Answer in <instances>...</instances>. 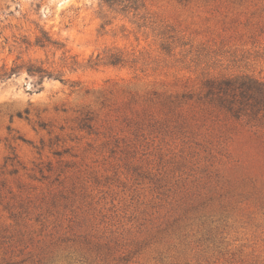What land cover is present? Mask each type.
Returning a JSON list of instances; mask_svg holds the SVG:
<instances>
[{
    "label": "rangeland",
    "instance_id": "rangeland-1",
    "mask_svg": "<svg viewBox=\"0 0 264 264\" xmlns=\"http://www.w3.org/2000/svg\"><path fill=\"white\" fill-rule=\"evenodd\" d=\"M123 6L0 0V264H264V0Z\"/></svg>",
    "mask_w": 264,
    "mask_h": 264
},
{
    "label": "trees",
    "instance_id": "trees-1",
    "mask_svg": "<svg viewBox=\"0 0 264 264\" xmlns=\"http://www.w3.org/2000/svg\"><path fill=\"white\" fill-rule=\"evenodd\" d=\"M106 4H124V8H138L143 0H103ZM36 44L55 43L43 32V36H36ZM104 63L117 64L122 61L116 53L103 58ZM29 72L36 74L39 80L52 77L53 73L42 67L29 68ZM208 94H213L219 102L234 115H239L247 108L253 114L262 113L264 117V81L248 74L222 76L219 79H207Z\"/></svg>",
    "mask_w": 264,
    "mask_h": 264
}]
</instances>
